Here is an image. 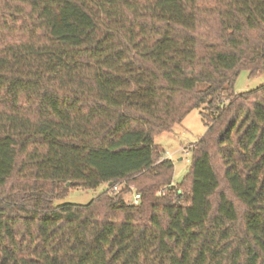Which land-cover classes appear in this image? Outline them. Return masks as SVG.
<instances>
[{
	"label": "trees",
	"instance_id": "obj_1",
	"mask_svg": "<svg viewBox=\"0 0 264 264\" xmlns=\"http://www.w3.org/2000/svg\"><path fill=\"white\" fill-rule=\"evenodd\" d=\"M240 70L264 71V0H0V264H264V84ZM195 108L174 185L154 136Z\"/></svg>",
	"mask_w": 264,
	"mask_h": 264
},
{
	"label": "rangeland",
	"instance_id": "obj_2",
	"mask_svg": "<svg viewBox=\"0 0 264 264\" xmlns=\"http://www.w3.org/2000/svg\"><path fill=\"white\" fill-rule=\"evenodd\" d=\"M264 84V71L249 76L247 70H240L235 82L234 92L241 93L253 90ZM201 108L192 109L188 112L180 123L175 124L170 131L161 132L154 136L155 143L159 144L165 151L163 156H167L173 162L172 183L178 184L187 173L191 164V146L205 132L206 125L201 117ZM116 190L107 188V183H101L95 188H70L66 196L55 200L54 204H87L101 192L108 190L118 192L125 187L124 182L114 184ZM184 188V187H183ZM129 191L123 193V199L130 202L134 193L133 186H129ZM185 188L183 189V192ZM185 193V192H184Z\"/></svg>",
	"mask_w": 264,
	"mask_h": 264
},
{
	"label": "built area",
	"instance_id": "obj_3",
	"mask_svg": "<svg viewBox=\"0 0 264 264\" xmlns=\"http://www.w3.org/2000/svg\"><path fill=\"white\" fill-rule=\"evenodd\" d=\"M111 189L112 190H116V186L115 185H113L112 187H111ZM138 199H139V194L138 193H136V192H134L133 194H132V199H131V203H137L138 202Z\"/></svg>",
	"mask_w": 264,
	"mask_h": 264
},
{
	"label": "crops",
	"instance_id": "obj_4",
	"mask_svg": "<svg viewBox=\"0 0 264 264\" xmlns=\"http://www.w3.org/2000/svg\"><path fill=\"white\" fill-rule=\"evenodd\" d=\"M167 157V156H166Z\"/></svg>",
	"mask_w": 264,
	"mask_h": 264
},
{
	"label": "water",
	"instance_id": "obj_5",
	"mask_svg": "<svg viewBox=\"0 0 264 264\" xmlns=\"http://www.w3.org/2000/svg\"><path fill=\"white\" fill-rule=\"evenodd\" d=\"M109 184V183H108Z\"/></svg>",
	"mask_w": 264,
	"mask_h": 264
}]
</instances>
